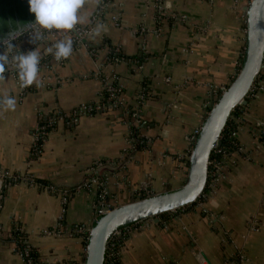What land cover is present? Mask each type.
<instances>
[{
  "label": "crops",
  "instance_id": "1",
  "mask_svg": "<svg viewBox=\"0 0 264 264\" xmlns=\"http://www.w3.org/2000/svg\"><path fill=\"white\" fill-rule=\"evenodd\" d=\"M99 3L85 0L79 15L86 19L76 28L89 26ZM247 5L111 0L91 38L97 53L77 48L65 62L45 50L71 39V31L12 42L14 51L35 48L43 63L38 84L21 88L16 75L0 79V99H16L14 111L0 107V264H22L18 248L28 250L31 264H83L100 197L112 209L184 184L195 134L240 67ZM111 78L121 90L118 104L74 116L103 104ZM261 84L238 110L240 150L227 155L219 177L195 206L140 222L119 264H201V255L210 264H264Z\"/></svg>",
  "mask_w": 264,
  "mask_h": 264
},
{
  "label": "water",
  "instance_id": "2",
  "mask_svg": "<svg viewBox=\"0 0 264 264\" xmlns=\"http://www.w3.org/2000/svg\"><path fill=\"white\" fill-rule=\"evenodd\" d=\"M243 11L245 40L240 67L225 90L210 104L195 134L184 184L172 192L154 194L112 208L99 217L88 231L83 264H104L107 243L117 230L146 220L158 221L162 215L194 205L204 195L211 179L209 163L212 151L215 146H220V136L232 112L238 106L247 105V95L264 69V0H248ZM28 25L10 34L2 42L6 43L29 30ZM84 43L90 48L97 47L86 41ZM201 257L206 264H210L204 256Z\"/></svg>",
  "mask_w": 264,
  "mask_h": 264
},
{
  "label": "clouds",
  "instance_id": "3",
  "mask_svg": "<svg viewBox=\"0 0 264 264\" xmlns=\"http://www.w3.org/2000/svg\"><path fill=\"white\" fill-rule=\"evenodd\" d=\"M28 12L34 17L30 29L31 42L40 39L42 31L58 30L69 32L78 24L85 22V17L79 15V11L84 7L85 0H26ZM103 25H96L91 32V36H98ZM39 29L40 31H37ZM0 79L8 67L14 70L21 88L38 84L40 53L34 48L28 51H14L16 46L11 41L0 42ZM54 59L60 60L68 58L73 51V41L70 38L62 39L46 50ZM0 107L9 111L16 108V99L10 95H5L0 99Z\"/></svg>",
  "mask_w": 264,
  "mask_h": 264
},
{
  "label": "built area",
  "instance_id": "4",
  "mask_svg": "<svg viewBox=\"0 0 264 264\" xmlns=\"http://www.w3.org/2000/svg\"><path fill=\"white\" fill-rule=\"evenodd\" d=\"M111 0H100V3L98 5V8L96 10V13L94 15V17L91 19V22L89 24V26L85 27V28H76L74 27L73 30H71V40L73 41V47L74 48H84L85 50L88 51V53L90 55H92L94 52L90 51L89 46H87L84 41H86L88 44H92V36L90 35L93 28H95L96 25H98L101 21V13L105 10L106 5L110 2ZM185 22V20H183ZM43 34H45V32L47 31H42ZM16 37H14L11 40V43L15 40ZM18 38V37H17ZM41 40V39H40ZM74 52V50L72 51V53ZM72 55V54H71ZM70 55V56H71ZM69 56V57H70ZM68 58H63L60 60H56L53 58L52 56V60H54L55 62H65L66 60L69 59ZM42 57L40 62L42 61ZM41 64V63H40ZM39 64V67H40ZM9 68V70H8ZM7 70L3 73V76H14L16 75L14 70L12 69V67H8ZM263 68H264V60H263ZM263 76V77H261ZM260 79V80H259ZM261 79H264V69L263 71L258 75V77L256 78L252 88L250 89L247 98L249 96L252 97V95L254 93H256L259 90L262 89L261 87ZM257 84V85H256ZM103 90L108 94V101L106 103H108L109 101L110 104L114 103V104H118L119 102V95H120V88L117 85L116 79L115 78H111L110 80H106L103 84ZM225 90V89H224ZM222 90L220 92V94L224 91ZM246 98V99H247ZM107 107L106 105L102 104L100 105H96V106H84L81 107L79 109V111H75L73 113L74 116L80 114V113H89L92 111H100V110H105ZM239 107V106H238ZM243 106L239 107L242 108ZM237 109V110H239ZM132 118L136 121L138 119L137 114H132ZM47 130L46 127H41L40 130H38L37 133V138L39 139L40 142H42L44 139V135H46ZM262 136L260 137V141L262 143V145L264 146V134H261ZM236 133H232L231 134V138H235ZM219 146H215L213 151L215 155L220 154L221 155V159L218 160V162H214V163H209V175L211 177L209 184L212 182L214 183L215 180L219 177V170L221 168V166L223 165V163L225 162L227 155L225 153H220V150L218 149ZM239 146L237 145V151H239ZM23 180L25 181H30V183H33V180L30 179V177H24ZM111 209H109L108 206H105V204L103 203V197H100V199L98 200V202L96 203V220L101 217L102 215H104L105 213H107L108 211H110ZM140 223V222H139ZM139 223L133 224L131 226L122 228L117 230L115 233L112 234V236L110 237L107 246H106V251H105V260H104V264H119L120 262V251H121V247L123 246V244L126 242V240L136 231H138L141 226H139ZM76 233H81V230L76 228L75 231ZM17 253L19 254V256L22 259V264H31V261L28 257V250L26 248L24 249H19ZM201 264H206V262L201 258Z\"/></svg>",
  "mask_w": 264,
  "mask_h": 264
},
{
  "label": "trees",
  "instance_id": "5",
  "mask_svg": "<svg viewBox=\"0 0 264 264\" xmlns=\"http://www.w3.org/2000/svg\"><path fill=\"white\" fill-rule=\"evenodd\" d=\"M15 21H17L18 25L23 28L34 21L33 15L28 12V6L26 0H0V29H2V27H4L5 29L6 27L5 24L9 22L10 25H12L11 29L16 30L17 27ZM81 28H85V27H81ZM0 31L2 32L1 35L3 36V33H5V31L4 30H0ZM101 43L103 44V46L106 45L105 42L104 43L101 42ZM76 49L77 48L73 47V50ZM90 51L97 53L96 49H90ZM40 63H43V59ZM101 98H102L101 103L103 104H105L108 101V94L104 90L102 91ZM216 99L217 97L214 98V101ZM130 112L131 110H129V113L127 112L128 116L130 115ZM238 114H239L238 110H234V112H232V115L228 120V123L220 136V146L218 148L220 150V153L230 154V152L234 153L237 151L238 144L236 138H231V134L236 133L237 122L234 119L238 116ZM132 136H133L132 139H134L138 143L137 137L135 138V133H133ZM136 148L138 149L139 145L136 144ZM219 159H221V155L220 154L215 155L214 152H212L210 157V165L215 161L218 162ZM206 191L207 188L205 192ZM87 234H85L84 246L86 245Z\"/></svg>",
  "mask_w": 264,
  "mask_h": 264
},
{
  "label": "flooded vegetation",
  "instance_id": "6",
  "mask_svg": "<svg viewBox=\"0 0 264 264\" xmlns=\"http://www.w3.org/2000/svg\"><path fill=\"white\" fill-rule=\"evenodd\" d=\"M15 24H16V30H12L11 28H12V25H10V23L9 22H7V24H5L6 25V27H5V29H4V27H2V29H0V30H4L5 31V33H3V36L1 35L2 34V32L0 33V42H2L7 36H9L10 34H12V33H15V32H17L18 30H20V29H22L23 27H21V26H19L18 25V22L17 21H15ZM7 31H10V32H7ZM7 32V33H6Z\"/></svg>",
  "mask_w": 264,
  "mask_h": 264
},
{
  "label": "rangeland",
  "instance_id": "7",
  "mask_svg": "<svg viewBox=\"0 0 264 264\" xmlns=\"http://www.w3.org/2000/svg\"><path fill=\"white\" fill-rule=\"evenodd\" d=\"M94 17V16H93ZM92 17V18H93ZM90 22H91V20H90ZM68 34V33H67ZM28 35H30V29L28 30H25L22 34H19V35H16L15 37V40L13 41V42H15V41H17V40H20V39H22V38H25L26 36H28ZM18 37V38H17ZM12 39H10V40H8V41H11ZM7 42V41H6ZM5 49H6V43H5ZM0 51H2V49H0ZM239 107H241V106H239ZM239 107H237L235 110H237V109H239ZM189 157V156H188ZM196 205V203L194 204V205H191L190 207H193V206H195ZM116 207V206H115ZM176 212H180V211H176ZM166 215V214H165ZM163 216V215H162ZM161 217V216H160ZM147 221V220H146ZM148 221H151V220H148Z\"/></svg>",
  "mask_w": 264,
  "mask_h": 264
}]
</instances>
